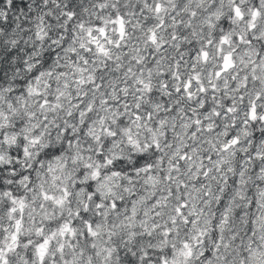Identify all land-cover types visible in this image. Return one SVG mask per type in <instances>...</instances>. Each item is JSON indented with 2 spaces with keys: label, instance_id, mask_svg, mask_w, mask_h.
<instances>
[{
  "label": "clouds",
  "instance_id": "obj_1",
  "mask_svg": "<svg viewBox=\"0 0 264 264\" xmlns=\"http://www.w3.org/2000/svg\"><path fill=\"white\" fill-rule=\"evenodd\" d=\"M0 264H264V0H0Z\"/></svg>",
  "mask_w": 264,
  "mask_h": 264
}]
</instances>
